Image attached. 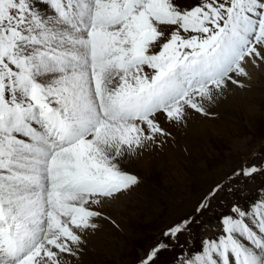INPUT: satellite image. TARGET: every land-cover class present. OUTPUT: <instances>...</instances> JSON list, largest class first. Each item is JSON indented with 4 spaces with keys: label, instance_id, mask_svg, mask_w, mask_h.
Returning <instances> with one entry per match:
<instances>
[{
    "label": "snow or ice",
    "instance_id": "obj_1",
    "mask_svg": "<svg viewBox=\"0 0 264 264\" xmlns=\"http://www.w3.org/2000/svg\"><path fill=\"white\" fill-rule=\"evenodd\" d=\"M250 64L264 66V0H0V264H71L101 215L89 201L139 182L122 161L163 143L165 123L208 115ZM224 188L164 236L190 232ZM206 237L180 264H264V196Z\"/></svg>",
    "mask_w": 264,
    "mask_h": 264
},
{
    "label": "rangeland",
    "instance_id": "obj_2",
    "mask_svg": "<svg viewBox=\"0 0 264 264\" xmlns=\"http://www.w3.org/2000/svg\"><path fill=\"white\" fill-rule=\"evenodd\" d=\"M247 71L244 86L230 85L208 115L190 112L183 124L165 123L171 135L163 143L122 161V168L139 174V182L111 200L89 201L101 213L95 218L98 226L82 233L71 264H138L162 240L171 246L160 252L156 264H180L188 249L207 238L224 209L264 196V170L252 177L236 175L253 165L264 169V66L250 64ZM218 184L224 190L197 216L190 232L177 241L164 236Z\"/></svg>",
    "mask_w": 264,
    "mask_h": 264
},
{
    "label": "bare ground",
    "instance_id": "obj_3",
    "mask_svg": "<svg viewBox=\"0 0 264 264\" xmlns=\"http://www.w3.org/2000/svg\"><path fill=\"white\" fill-rule=\"evenodd\" d=\"M257 66H255V68H256ZM260 66H258V68H259ZM107 200V199H106ZM111 200V199H110ZM103 202H104V200H103ZM116 202V201H115ZM108 203V202H107ZM114 205V204H113Z\"/></svg>",
    "mask_w": 264,
    "mask_h": 264
}]
</instances>
